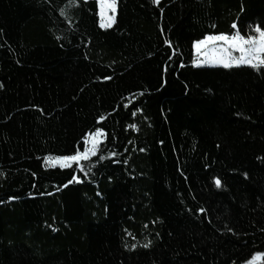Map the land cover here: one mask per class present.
<instances>
[{
	"label": "trees",
	"instance_id": "trees-1",
	"mask_svg": "<svg viewBox=\"0 0 264 264\" xmlns=\"http://www.w3.org/2000/svg\"><path fill=\"white\" fill-rule=\"evenodd\" d=\"M110 1L0 0V264H264V66L193 48L264 0Z\"/></svg>",
	"mask_w": 264,
	"mask_h": 264
},
{
	"label": "rangeland",
	"instance_id": "rangeland-1",
	"mask_svg": "<svg viewBox=\"0 0 264 264\" xmlns=\"http://www.w3.org/2000/svg\"><path fill=\"white\" fill-rule=\"evenodd\" d=\"M98 5L99 24L108 28L114 23L115 2L96 0ZM194 65L197 67H239L264 66V30H256L254 35L241 37L238 34L207 35L195 42ZM101 130L87 134L84 150L71 157H46L44 164L52 167H68L88 157L101 140ZM260 255L254 256L247 264H257Z\"/></svg>",
	"mask_w": 264,
	"mask_h": 264
},
{
	"label": "water",
	"instance_id": "water-1",
	"mask_svg": "<svg viewBox=\"0 0 264 264\" xmlns=\"http://www.w3.org/2000/svg\"><path fill=\"white\" fill-rule=\"evenodd\" d=\"M216 183L218 184V181H216Z\"/></svg>",
	"mask_w": 264,
	"mask_h": 264
}]
</instances>
